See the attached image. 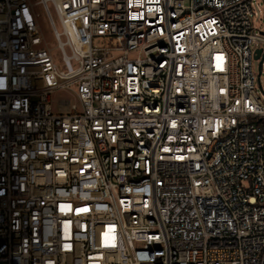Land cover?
<instances>
[{
  "label": "built area",
  "instance_id": "built-area-1",
  "mask_svg": "<svg viewBox=\"0 0 264 264\" xmlns=\"http://www.w3.org/2000/svg\"><path fill=\"white\" fill-rule=\"evenodd\" d=\"M254 4L0 0V262L264 264Z\"/></svg>",
  "mask_w": 264,
  "mask_h": 264
},
{
  "label": "rangeland",
  "instance_id": "rangeland-1",
  "mask_svg": "<svg viewBox=\"0 0 264 264\" xmlns=\"http://www.w3.org/2000/svg\"><path fill=\"white\" fill-rule=\"evenodd\" d=\"M34 1H38V0H34ZM48 6H49V8H50V10L54 16V19H55L58 27L61 29V26H60L59 20L56 16L52 2H49ZM37 10L40 13V22L42 25V30H43L45 39L47 40L48 44L53 48V54L56 58V61L60 64L61 67H64V62L62 60L61 50L57 46L58 43H57L56 37L54 35L52 26L50 24L47 13L44 10V7L41 3H39L37 5ZM254 11H255V15L253 16V24H254V26L258 32L264 31V0H255ZM260 61L261 60L255 61V67L257 69H258ZM261 84H262V86L258 82L257 88H258V91H259L261 98L264 101V58H263V62H262ZM52 99H53V106L55 109H57L58 103L60 100H68L71 105H73V104L79 105L80 104L78 95L76 93V88H74V90H65V89L57 90L55 93H53ZM0 264H5V263L0 262Z\"/></svg>",
  "mask_w": 264,
  "mask_h": 264
},
{
  "label": "water",
  "instance_id": "water-1",
  "mask_svg": "<svg viewBox=\"0 0 264 264\" xmlns=\"http://www.w3.org/2000/svg\"><path fill=\"white\" fill-rule=\"evenodd\" d=\"M261 53H262V48H257L255 51V59L259 60L261 57ZM260 60L261 61H260L259 66H258L259 76H261V73H262V59H260Z\"/></svg>",
  "mask_w": 264,
  "mask_h": 264
}]
</instances>
